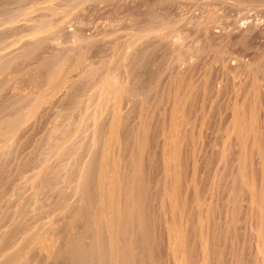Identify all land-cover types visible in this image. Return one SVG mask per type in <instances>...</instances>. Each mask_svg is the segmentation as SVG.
Masks as SVG:
<instances>
[{
  "label": "bare ground",
  "instance_id": "1",
  "mask_svg": "<svg viewBox=\"0 0 264 264\" xmlns=\"http://www.w3.org/2000/svg\"><path fill=\"white\" fill-rule=\"evenodd\" d=\"M261 1L264 2V0ZM261 1L259 0V2ZM28 2L35 4V9L33 11H23V6ZM41 2L42 0H0V21L4 22L0 23V72L5 71L8 77H14L13 75L16 73L18 74L27 68L26 76L36 79V81H34L32 78V81L36 82V91L39 93H37L38 96H36L35 99L32 97L29 99L28 97L26 105L22 103L25 105L26 110H19L20 113L18 112L19 115L17 113V116L16 110L18 111L19 108L22 109L21 107L23 105H17L18 103L21 104V102L15 103L16 107H19L15 109L13 104L16 100L14 101V99L16 98L17 90L21 88V86L23 87L24 84L23 81H20V79L11 83V80H8L7 77V82H10L11 84V88L9 90H14L12 95L15 98L13 100L11 97L8 99L5 95L4 97L8 99V101L5 100L6 103L2 104V106L0 105L3 108L0 109V264H264V108L261 105H257L256 99L252 102L250 97L249 100L251 102L245 104L242 101L243 92L241 89L244 87H242L239 91H237L238 89L235 90L237 92L234 93V98L231 97L233 99L232 103L227 104V101L224 103L222 108H215L214 102L222 95L221 93L223 88L227 89L225 85L222 87L223 80L219 79L220 75H223L226 72H224V70L221 71L218 68L211 69L210 67V69H208L201 67L200 64H202V56H199V52H197L200 51V48L198 47L199 50H194L192 47L194 45H189L193 48L191 49V52L192 50L194 51L193 53L189 52L190 47L186 45L188 48L182 47V54H180L184 57L182 58L184 60L187 57L189 58L192 54L197 60L196 62L190 64L187 60V63L190 65H186V68L180 69L179 64L182 65L183 63H175L179 66L178 74L175 77L176 79L174 78V80H177L178 82V85L176 84L178 89H176V91H171V89L168 88L172 87L167 88L168 93H170L169 90L176 93L173 94L175 97L173 98L174 102L173 105H171L172 107L169 105V102L167 103L169 105L168 107H171V120L169 127L166 126L168 128H164L166 124H163L164 130L162 132H164V138L161 139H164L163 142L165 141L168 145L170 142L169 140H172V138L175 137L174 135H177L176 137H178L177 132L181 134L180 131L182 130L180 127H182V124L179 127L177 126L179 125L178 123L180 118L185 116L181 117V115L184 114H177V116L180 117L178 118V121L175 119L178 122L177 124L175 123L174 118H177V116H175V111H178L177 108H179V105L177 106V101H179L181 105V102L183 101L182 110H179L180 112L182 111L181 113L188 111L190 107L192 108V99H196L197 97L199 98L202 88L204 89V91H202L204 92L203 94L205 97H203L205 99L203 101L210 102L209 109L206 114L203 112L205 116L202 115V118L204 117V123L207 125V129H205L209 132L212 123L214 124L216 122L215 118L219 115L221 118L219 120H222V124L223 121L225 122L226 120H229V125L226 123L229 127V130H227V132L229 131V134H227L225 130L227 126L223 129V131L225 130L223 135H225L226 132V140H223V142L227 141L228 138V141L226 142L227 144L221 141L223 135L220 140L223 144H226L224 148H220L221 151L224 149L222 157L220 155V151L219 154H215L213 156L214 158L219 155L222 160H220V164H218V175L211 182V187L213 189V195L211 194L212 198L210 197L208 200L204 199L207 198L206 196H200L202 192L204 194L207 193L204 189V184V186L202 185L204 190L200 191L201 194L199 195V189L201 188L200 185L204 180H202L204 176L199 180V177L196 179V189L194 188V190H196V194L194 193V195H196L195 200L197 201V204H195L196 207L191 205L192 200L190 198L191 203L189 204L195 209V212L193 211V213H195V217L197 216L199 219H202V217L205 218V221L200 220V223L199 220L194 222L197 217L193 218L194 216H189L194 219L192 220L195 224L200 223L201 225L199 227L201 228V230L199 229L200 238L197 236L199 238V241L197 240L199 242V246L197 243V245L195 244V246L200 247V251L196 253H199L198 256L195 254L196 259L192 258L195 252L192 251L194 240L192 239V230H190L193 229V226L189 224L191 219L189 220L187 218L186 223L184 221L186 218L184 215L188 212V209L191 208V206L189 205L190 207L186 209V206L188 205L186 204L187 199L185 196H181L183 193H180L181 195L178 196L176 192L177 190H175L184 180L182 182H178L179 179L182 180L179 175V179L175 177L177 178L176 182L175 178L172 180L169 176L171 172L175 173L177 171L176 164L180 161V159L172 160L176 161L172 166V162L169 163V159L172 158L170 157L172 156L171 154L176 153V150L173 152L167 149L165 153L163 151L166 149L163 150L162 152L164 154L162 155L164 159H162L163 157L161 158V160H165L166 162L165 165L163 163L164 161H162V163L166 166H164L166 170L163 171H167L165 180L169 176V180H167L169 181L167 182L168 187L166 188L169 189V192H173L171 197L169 196L171 193L167 192V189L166 194L169 193V195H166L167 197L165 198L169 197L167 203L170 202L169 209L171 207L173 216H177V214L180 216V224L178 226L176 225L179 223L177 220H175L177 221L175 226L172 225L171 221V226L168 224L165 225H168V229L171 228L169 232H166L167 234L169 233V238L167 234L162 232L169 239L168 244H165L166 240L163 239V237H160L161 234L159 233V230L157 231V228L153 226L155 225L153 224L155 219L150 217L155 210L150 215L151 211L149 212L148 206H150L151 209H154L152 208L154 204L151 203V205L149 203L148 205L149 200H146V190H148L147 188L149 185L148 183H150V181L152 182V180L149 181V178L152 177L149 176V172L155 173L156 170H158L154 168V171L151 168L153 159H158V155H160H157L158 151H156V154L154 153L153 157L151 156L153 152L152 148L154 147L153 145L154 143L156 144L157 141L156 136H158V134L160 136V132L158 133L156 124V121L159 118L158 113L160 112L156 108L157 105L155 106L156 103L154 100L156 99H154L153 96L155 97L156 95H160L163 97L164 91H162L161 87H159V84L152 89L147 88L151 86V82L153 83L155 79L158 80L157 78H159V75L162 74L161 67L156 66L154 68L152 66L154 68L153 71L150 70L151 73L149 72L150 74L147 76V79H145L147 72L143 69L146 72V74L144 73L145 76L143 74L140 75L139 73L140 64L142 65L143 61L141 63L139 62L138 65L137 59H139V57L142 58V53H145V55L150 54L148 56L151 57L157 55L160 50L163 48L166 49V47L168 48V45L172 42L174 43V41H172L173 39L175 40L177 37H180L181 39V36L182 40L185 39L183 36L186 37L187 34L194 29L196 22L204 19L210 14L211 21H214L215 19L216 21L217 19L220 20L222 17H226L231 14L233 11H238L237 9L240 8V4L238 5L236 2L229 0H202L195 3L191 0H89L85 3L80 2V0H65L68 8L59 12L58 8H60L63 3L52 4L53 2H51L40 5ZM11 4H15L16 7H10ZM249 9L263 10L264 4H258V6L254 5L251 8L247 7V10ZM96 12L101 14L98 15L101 18L100 21V18L97 17L100 22L99 26L94 24H98L96 22L97 18L95 20V16H97ZM261 12L257 14L260 15ZM249 15L250 13L247 16ZM20 16H23L22 20L15 21ZM149 16L160 17V19L163 18L162 20L166 19L171 22L169 21V24L166 23L167 25H164L163 22L164 26L159 27V25L157 26V23L160 24V22H158L159 20L157 23L153 21L156 23L155 25L151 24L152 21H149V23L146 22V20L148 21V19H151V17L148 18ZM146 17L148 19H145ZM104 19H107L108 21L104 22ZM127 20H135L136 22L134 21V23L132 21V23ZM153 20L157 19H154L153 17ZM117 21H121L120 26H115ZM200 22H198V24ZM215 23L213 22V24ZM245 23V26L240 25L237 27L235 25L237 28L234 30L237 29V32L235 31L236 33L233 37V41L228 43V45L230 44V47L233 44L235 46V42L237 40L240 41L239 38H244L247 41H252L249 40L251 38L255 39V33L259 30V27L257 28L258 30L256 29L257 22L255 23L253 21V23H255V28L253 24ZM210 24L212 23L210 22ZM239 24L240 23L237 25ZM213 29L210 27V29H208L205 33L206 37H203V39L202 35L200 36L201 39H198L206 40L209 36L208 32H210V30L211 32L215 31ZM121 30L132 31L128 32L126 35L123 34ZM199 31L200 30H198V32ZM204 32L205 31H203V33ZM231 33L233 34V32ZM210 35L212 36L213 34ZM218 35L219 34L216 36L218 37ZM227 36H229V34ZM258 36L259 34L257 37ZM221 39L222 40L218 41H223V38ZM226 39H228V37ZM246 40L244 41L246 42ZM189 41L190 39L187 42ZM194 41L195 40L192 39L190 44H194ZM196 41L199 42L198 40ZM207 41L209 40L202 42ZM227 41L229 42V40ZM216 42L217 41H215V43ZM256 42L253 41L252 43L254 44ZM261 42L259 41V43ZM184 43L186 44L185 41ZM184 43L181 44L185 46ZM237 43L239 44V42ZM177 44L175 47L178 48ZM206 44H204V46ZM227 47L228 46H226V48ZM222 49H224V46ZM228 51L230 53L229 49ZM234 51L237 50L234 49ZM222 54L224 55V53ZM200 55L203 54L200 53ZM223 55L221 58L224 57ZM231 56L232 55H230V58ZM97 57H102L101 59L104 62L103 66L101 64V66H99L96 59ZM179 58H177V61ZM206 58L204 57L203 62L206 61ZM182 59L180 58L179 61L181 60L182 62ZM102 60H100V62ZM147 60H149V58H147ZM217 60H219V58ZM224 60L226 59L223 58V61ZM35 63H38V65ZM96 63H98V65ZM147 63L149 62L147 61ZM207 63H209L208 60ZM239 67H241V65ZM239 67L237 68L235 67V64H231V66L227 69H229L228 72H235L240 75L242 70L239 69ZM142 68L143 66L141 69ZM227 69H225V71ZM164 70L166 69L164 68ZM172 70L170 69L169 71L171 72ZM169 71L167 72L169 73ZM140 72L143 71L140 70ZM165 72L163 71V74ZM198 72L199 75L197 74ZM251 75H253V72ZM256 75L258 76L260 74ZM257 76H255V78H257ZM161 77L163 76H160V81L161 79L163 80ZM168 77L171 76L169 75ZM221 78H223V76ZM253 80L257 79L253 78ZM1 81L0 84L3 83ZM29 81H31V79ZM100 82L101 84L98 87L97 85H99ZM172 82H170V84ZM234 82H236V80H234ZM239 83L242 84L244 82L239 81ZM239 83H236V85ZM95 85L96 88L98 87L97 91L94 93L95 90H93V93L89 94L88 91ZM185 85L188 86L190 90L183 92ZM29 86H32V82ZM171 86L173 85L171 84ZM188 87L186 88L189 89ZM237 87L239 86L237 85ZM6 88L8 87L6 86ZM234 88L236 87H233V89ZM145 89L146 91L149 89V92L146 93ZM233 89L231 88V90ZM6 91H8V89H6ZM20 91L22 92V89ZM26 91H24L23 94H25ZM2 92H4V90ZM180 93H183L184 95L182 96ZM30 94H32L31 91ZM179 95L182 97L180 98ZM168 96L169 95H167V98ZM249 96H251V93ZM4 97L1 98L4 99ZM96 97L99 98V104L103 103L105 105L104 111L100 110L103 109L100 107L101 105L95 109L93 107V109L90 108V101H93ZM2 99H0V102L2 101L1 103H3ZM18 100L20 101V99ZM229 100L231 99L229 98ZM88 101L90 103H88ZM194 101L197 102V100ZM205 104V106H207V102ZM68 106H72V108L74 106V109L69 107L73 110H69L70 113L72 111L71 115H68L69 118H65L67 115L66 113L58 111V115H55L53 125L50 127L51 129L49 131L47 130L49 133L46 135L44 134L42 137L37 139L34 147L31 149L29 148V150L27 148L29 146V142L30 144L31 141L34 143V137L37 134L41 135L39 127L43 120L45 121L46 117L50 119V114L52 115V112L54 114L59 109H67ZM202 106L204 107L203 104ZM190 113H186L185 115H191ZM223 113H226L225 116H227V119L224 117ZM14 114L15 117H18L17 119L13 120L12 118V120L9 119L11 121L6 120L8 116H12ZM136 114L139 115V121L136 120L138 123L134 124H138V126L134 127L131 126V124L132 120H134L133 118L137 117L134 116ZM48 115L50 117H48ZM196 117L199 118L200 116ZM49 119H46V122ZM181 120L184 121L185 118ZM183 121L181 123H183ZM196 122L197 120L192 123L193 126L194 124L198 126L199 123L196 124ZM47 124L48 122L46 124L44 123V125ZM187 124L188 126L186 124L185 125L188 128L191 124ZM89 125L94 126L92 127L94 131H88L87 126L91 129ZM136 127H138V130ZM161 127L162 126L159 128ZM220 127L221 126H218V129ZM133 128L138 132L136 131L137 135L134 132L136 136L134 137L135 143L133 141L135 145H133L135 147L132 145L134 147L133 150L130 145L132 149L131 153L134 152V154H131L128 149L126 153V143L128 140L132 143L131 141L133 137L130 140L129 135L130 130L132 132L134 131L132 130ZM176 128H179L180 131L176 130ZM185 128L183 129L185 130ZM190 129L193 131L192 128H189V130ZM36 130L39 133L37 132L35 135ZM185 131H182V134ZM91 132H93V135ZM202 134H200L201 139ZM181 135H179V137ZM90 136H92V139H90ZM159 136L158 140H160ZM186 136L187 135H185V137ZM175 138H173V141ZM178 138H176V140H178ZM189 138H187V140H189ZM216 138L217 136L214 139ZM183 139H180L181 144L186 143ZM191 139L193 138H190V141ZM198 139L199 138H197V141ZM190 141L189 143L192 142L193 147H200L201 145L204 148L202 145L203 139L202 142ZM205 143H207V140ZM216 145L218 146L219 144ZM160 147L158 145L159 149ZM175 148L171 147L170 149L173 150ZM179 149L182 151V148ZM195 149H193V153H189L194 155V151H198V148L196 150ZM204 149L206 150V148ZM128 153H130L129 157L130 155H134L133 159H135L132 162V159L130 158L129 163L132 162L130 164L128 163V159H126L128 158ZM200 153L197 156L201 158L202 154L200 155ZM178 157L176 156V158ZM183 157L185 158V156ZM187 158H189V156H187ZM191 158H194V156ZM204 158H202V160ZM195 159H197V157ZM219 159L220 158H217V160ZM183 160L184 162H188L186 159ZM249 160L251 162L248 166ZM158 161L156 160V163ZM192 162L196 163L195 160ZM200 162L199 164L196 163V165H198L194 168L196 175L198 172L200 173L201 163L205 161L203 160L201 163ZM156 163L154 164H159ZM106 165L107 167H110L111 170L113 169V173L111 174L112 176L109 175V168L108 170L107 168H104ZM187 165L189 164L187 163ZM196 165L194 164V166ZM190 166H187V172L188 167L190 168ZM208 166L209 164L207 167ZM164 167L162 169H164ZM97 168L99 169L98 171H96ZM205 169L203 171H205ZM214 169L211 168L210 172ZM159 172H161V170ZM159 172L156 174L159 175ZM211 173L209 174L213 175V173ZM215 173L217 174V172ZM155 175L153 174V178ZM190 175L192 176V173ZM188 176L189 175H187V177ZM193 177L196 178L194 173ZM156 178L159 181L158 176ZM161 178L164 180L163 177ZM182 178H184L183 175ZM194 178L191 177L190 179L193 180ZM206 179L207 178H205V181ZM209 184L210 183H208V185ZM163 185L165 186V184ZM163 185L161 187H163ZM185 185L188 186L187 182ZM185 185L183 184V189H185ZM157 187H155V191L157 190ZM170 187H173L174 190H170ZM160 189L159 191H161ZM188 189L190 188H187V190ZM182 190L180 192H182ZM159 191H157V195H160ZM149 194L151 195V193ZM199 196L202 197L203 200ZM147 198H149V195ZM158 199L159 197L156 200L158 201ZM179 200L182 201V205L177 209ZM158 202L155 201L154 203H157L158 205ZM161 209H163V207H161ZM168 210L166 213H168ZM193 213L191 214L193 215ZM202 214L204 216L201 217ZM156 215L155 217H157ZM153 216L154 214L152 217ZM182 216H184L183 219ZM164 217H167V215ZM42 219H47V221L44 220L45 222H41L40 224V220ZM36 222L41 225L40 226L38 224L39 229H43L39 230L35 228L36 230L33 233L30 232L29 234L28 231L34 226V224H36ZM88 227L91 230L87 233V235L85 234V229H88ZM196 227L198 229V225H196ZM59 228H67L64 232L66 240H54V235L60 233L58 232ZM217 228L225 229L224 231H219L218 235L217 231L219 229L217 230ZM45 232L47 234H45L46 236H43ZM193 236L195 237L196 235L193 234ZM50 237H52V239ZM56 237H58V235ZM161 238L165 241L164 243ZM196 239L195 242H197ZM194 250H196L195 247ZM220 252V260H222V263L217 260L220 256ZM253 252H255V255H253Z\"/></svg>",
  "mask_w": 264,
  "mask_h": 264
},
{
  "label": "rangeland",
  "instance_id": "2",
  "mask_svg": "<svg viewBox=\"0 0 264 264\" xmlns=\"http://www.w3.org/2000/svg\"><path fill=\"white\" fill-rule=\"evenodd\" d=\"M87 1H89V0H80V2H84V3L87 2ZM191 1L195 3V2L202 1V0H191ZM214 1H215V0H214ZM219 1H224V0H219ZM229 1H234V2H236L238 5L240 4V5H239L240 8L237 9L239 12H238V11H235V12L233 11L231 14L228 15L229 17L226 16V17H222L220 20L217 19V21L219 20V21H218L219 23L216 21V19H215L214 21H211V18H210V17H211V16H210L211 14H210L209 16H206L204 19H202L203 21H202V20H200L201 22L198 21V22H200L199 24H198V22H196L197 25L195 24V25H194L195 27L193 26L194 29H193V27H192L193 30H191V31L189 32L190 34L188 33L189 35L187 34V36H186L187 38H186L185 36H183V38H185V39L182 40V36H181V39H180V37H177L175 40L173 39L172 41H174V43L171 41L172 43L170 44L172 47H171L170 45H168V48L166 47V49L163 48L162 50H160V51H159L160 53L158 52L157 55H154L155 57H154V56H152V57H151V56H148V55H150V54H148V55L146 54V55H145V53H142L143 55H142L141 57H142L144 60H143L142 58H140V57H139V59H137V64H138L139 62L141 63V62L143 61V62H142V65L140 64V70L143 71V72H140V70H139V73H140V75H141V74L144 75V73L146 74V72H147V75H146V76L144 75V76L146 77V78L144 77L145 79H147V76L151 73L150 70L153 71V69H154L156 66L161 67V70H162V72H161L162 74L159 75V78H157L158 80L155 79V80L153 81V83L151 82V86L147 87V88H151V89H152V88L156 87L157 84H159V87H161L162 91H164V96L161 97L160 95H156V96H155L156 98L153 96V98L157 100V101L154 100L155 103H156L155 106L157 105L156 108H157V109L159 110V112H160V113H158V116H159L160 119L158 118V120L156 121L157 129H158V133L160 132V136H159V134H158L160 140H158V136H156V140H157V141H156V140H155V141H156V144H157V142H158V144L156 145V144L154 143V145H153L154 147L152 148V151H153V152H152L151 156L153 157L154 153L156 154V151L159 152V153L157 152V155L160 154L161 156L158 155V156H159L158 159H157V158H154V159H153V163H152V167H151V168H152V170H154V171H155V169H158L159 171L161 170V172H159L158 170H156L155 173H153V172H149V176H150V177L152 176L151 178H153V174L155 175V174L158 173V172L161 174V176H160V174H159V175L156 174V175L154 176V178H153V179H155L157 176H158V178H159V176H160L159 181H158L157 178H156L155 180L149 178V181L152 180V182L150 181V183H148L149 185H148V188H147L148 190H146V191H147V193H146V200H147V201L149 200V201H148V205H149V203H150V204L152 203V204L155 205V207H154V205H153V207L151 206V207L154 208V209H151L150 206H148V208H149V212L151 211V212H150V215H151V213H152L154 210L156 211V214H157V215H156V214H155V211H154V213H152V215L154 214V216L152 217V215H151L150 218L155 219V220L153 221V222H154L153 224H155V225H153V226H155V227L157 228V231L159 230V233L161 234L160 237H163V239L166 240V242H165V241L161 238V240L163 241V243L165 242V244H168V240H169V239H168V238H169V233L167 234L166 232H169V230L171 229V228L168 229V225L171 226V223H172V225L175 226V223H176L177 221H178V222L180 221V216H179V214H177L178 217H177V216H173V212H172V210H171V207H170V209H169L170 202L167 203L169 197H168V198H165V197H167L166 195H169V193H171V191L169 192V189L166 188V187H168V185H167L168 183H167V182H169V181H167V180H169V176H170L171 179L173 180L175 177H177V178L179 179V178H180L179 175H180L182 180L179 179L178 182H179V181L182 182L183 180L185 181V182L183 181L184 183L182 182L181 184H179L180 186H178V188H176L175 190H177L176 192H177L178 196H180V195L183 193V195H181V196H182V197L185 196V198L187 199L186 204H188V205H187V206L185 205V206H186V209H188L191 205L196 207L195 204H197V203H196L197 201L195 200L196 195H194V193L196 192V190H194V188H195L196 181H197L196 179H197L198 177H199V178H198V180H199L200 178H202V177L204 176V177L202 178V180H203V179H204V180L202 181V184L200 185V187L202 188V187L205 185V186H204L205 188H204V187H203V188H204L205 191L207 192V193H205V194L202 192V194H201L200 191H203L204 189H203V188H202V189L200 188V189H199V192H200L199 195L201 194L200 196H202V197H205V196H206L207 198H204V199H208V200L210 199V197L212 198V195H213V192H212V191H213V189H212V187H211V184H212L211 182H212L213 179H214L215 177H217V175H218V170H219V169H218V168H219V167H218V166H219L218 164H220V160H222L221 157H222V153H223V150H224V149H223V150L221 151V149L224 148V147L226 146V144H227L226 142L228 141V138H227V141H224V142H223V140H226V132H227V130H229V127H228V125H229V123H228L229 120H226L225 122L223 121V124H222V122H221L222 120H219V119H221V118H220V115L217 116V117L215 118V119H216V120H215L216 122L213 121V122H215V123H214V124L212 123L211 128L209 129L210 131L208 132V131L206 130V129H207V125L204 123L205 121L203 120L204 117L202 118V115L205 116L206 112H207L208 109H209V103H210V102H209V101H206V102H207V106H205V105H206V104H205L206 102L203 101V100H205V99H204L205 97H204V94H203V93H204V92H203L204 89L202 88L203 91L201 90V95L199 94V98L197 97L196 99H194V98L192 99V100H193V101H191L192 108L190 107V109H188V111H186V112H184V113H181L182 111L180 112L179 110H182L183 101L181 102L182 105L179 103V101H177V106L179 105V106H178L179 108H177V110H178L179 112H178V111H175V116H177V114H178V115H180V114H184V115H181V117H182V116H185V117L180 118L179 123H178L177 121H178V118H179L180 116H179V117L177 116V118L174 116V117H175L174 120L176 119L177 121L175 120V123H176V124H177V123L179 124L177 127L181 126V124H182V127H180L181 130H182V131H185V130H186V131L183 132V134H182V131H180L179 128H178V129L176 128V130H179L183 136H182L179 132H177V131H176V132L178 133V137H179V135H181V136H180L179 138L176 137L177 135H174V136H175L176 138H178L179 141H180V139H183V138H184L183 140H184V142H186L187 144H186V143H182V144H181V141L179 142L178 140H176L175 137H173V138H175L176 142H178V143H176L175 140L173 141V138H172V140H169L170 142H169L168 145H167V144L165 143V141L163 142L164 139H161V138H164V135H163L164 132H162V131L164 130V129H163V127H164L163 124H164V125L166 124L164 128H168V127H169V124H170V120H171V112H170V111H171V107H172L171 105H173V102H174V101H173V100H174L173 98L175 97V95L173 96V94L176 93V92L173 93V92H171V91H176V89H178V88H177V87H178V86H177V85H178V82H177V80H174V78L177 76V74H178V70H179L180 68H186L188 65L193 64L194 62L197 61V60L195 59V57H193L194 55H192V54H191L192 57L189 56V58L187 57V58H185V60L182 59V58H184V57L181 55V54H182L181 50H183V48H188L187 46H189V45H190V46H191V45H194L195 47L192 46V47L194 48V50H197V49L199 50V48H200V51H197V52H199V54H198V53H197V54H198L199 56H202V59H201V60H202V64H200L201 67H203V68H208V69H210V67H211V69L218 68V69H220L221 71L224 70V72H226V73H224L223 75H220L219 79H220V80H221V79L223 80V82H222V83H223L222 87H224V85H225V87H227V89H226V88H223L224 91L222 90V93H221L222 95H221V96H220V97L214 102V107H215V108H217V109L222 108L223 105H224V103H226L227 101H228L227 104H228V103H232V100H233L232 98H234V93L237 92V91H239L242 87H244V88H242L243 90L241 89V91L243 92V99H242V101H243L245 104H247V103H249V102H251V101L254 102L255 99H256V101H257V105H258V106L261 105V106L264 108V104H263V103H264V98H263V97H264V38H263V37H264V34H263V33H264V15H263V14H264V9H263V10H256V9H249V10H247V7H250V8H251V7H253L254 5H255V6H258V4H264V2H262L261 0H260L261 2H259V0H252V1H251V0H244V1H243V0H241V1H240V0H229ZM238 1H240V2H238ZM249 1H250V2H249ZM51 2H53L52 4H54V3H63V5H62L60 8H58V11H59V12H62L63 10H65L66 8H68V5H66L65 0H42V2L40 3V5L48 4V3H51ZM245 2H246V3H245ZM243 3H244V4H243ZM79 4H80V3H79ZM256 4H257V5H256ZM9 6H10V5H9ZM12 6L16 7L15 4H14V5L11 4L10 7H12ZM63 6H64V7H63ZM241 6L243 7V9H244L245 11L242 9ZM34 7H35V4H34V3H32V2H28V3H26V4L23 6L22 9H23V11H33V10L35 9ZM74 9H75V8H74ZM74 9H73V10H74ZM70 10H72V9H70ZM251 10H254L255 13H254V11H251ZM241 11H242V12H241ZM243 11H244V12H243ZM247 11H248V13H247ZM256 11H257V12H256ZM258 11H259V12L262 11L263 13L261 12V14L258 15V14H257V13H259ZM249 13H250V15L247 16ZM253 13H254V16H253ZM96 15H97V16H95V20H96L97 17L100 18V16H98V15H101V14H100V13L98 14V12H96ZM232 15H233V16H232ZM261 15H262V16H261ZM230 16H231V17H234V18H231ZM252 16H253L254 18H253ZM150 17H151V16H149L148 18H150ZM153 17H154V19H157V20H153ZM153 17H151L152 20H151V19H148V18L146 17L145 19H148V21L146 20V22L149 23V21H150V22L152 21L151 24H154V25H155V24L157 23V21L159 20L158 22H160V24L157 23V26L159 25V27L164 26V25H167L166 23L169 24V21H170V20H166V19L162 20L163 18L160 19V17H156V16H153ZM227 17H228V18H227ZM248 17H249V18H248ZM255 17H256V18H255ZM22 18H23V16H20V17H18L15 21H18V20L21 21ZM98 18H97V21H96L98 24L94 23L96 26H99V23H100L99 21L101 20V18H100L99 21H98ZM226 18H227V20H226ZM242 18H243V19H242ZM229 19H230V21H229ZM233 19H234V20H233ZM235 19H236V20H235ZM238 19H239V20H238ZM240 19H241V20H240ZM252 19H253V20H252ZM161 20H162V21H161ZM222 20H223V22H222ZM224 20H225V21H224ZM250 20H251V21H250ZM103 21L106 22V21H108V20H107V19H104ZM127 21H128V22H132L133 20H127ZM134 21H135V20H134ZM134 21H133V22H134ZM153 21L156 22V23H154ZM226 21H227L228 23H227ZM248 21H249V22H248ZM253 21H254L255 23L257 22V23H256V29L259 27V30H260V31H259L258 29H257L258 31H257L256 29H254V30H256L257 33L259 32V33H258V34H259L258 37H260V38H258V37H257L258 34L255 33V34H256V36H255V34H254L255 39H254V38L249 39V40H252V41H247V40L244 39V38H239V40L241 41V43H240V41L237 40V41L235 42V46H234V44H233V45H231V47H230V44L228 45V43H230V41H233V37H234L235 33L237 32V29H236V30H234V29L237 28V27L240 26V25L245 26V25H244L245 22H246L247 24H249V23H250V24H253V26H254L255 23H253ZM118 22H119V23H118ZM120 22H121V21H117V22L115 23V26H116V25H119V26H120ZM133 22H132V23H133ZM135 22H136V21H135ZM135 22H134V23H135ZM161 22H162V24H161ZM163 22H164V25H163ZM170 22H171V21H170ZM210 22H211L212 24H210ZM213 22H214V23L216 22V23H215L216 25L213 24ZM229 22H230V23H229ZM234 22H235V23H234ZM243 22H244V23H243ZM0 23H4V22L0 21ZM238 23H240V24L237 25ZM246 23H245V24H246ZM209 24H210V25H209ZM199 25H201V26H199ZM218 25H219V26H218ZM235 25H236L237 27H236ZM257 25H259V26H257ZM209 26L211 27V29H213V28L215 27L213 30H215L216 32H215V31L211 32V30H210V32H208V35L211 36L210 34H213V35H212L213 37L211 36L212 39H211V37L208 36L209 39L207 38L206 40H209L210 42H209V41H207V42H202V41H206V40H199V39H201L200 36L203 35L202 38H203V37H204V38L206 37L205 33H206V31H208V29H210ZM212 26H213V27H212ZM221 26H222V27H221ZM246 26H248V25H246ZM117 27H118V26H117ZM206 27H207L208 29H207ZM260 27H261V28H260ZM254 28H255V26H254ZM195 29H196V31H195ZM205 29H206V30H205ZM198 30H200V31L198 32ZM233 30H234V31H233ZM261 30H262V31H261ZM130 31H132V30H130ZM130 31H127V30H121V32H122L123 34H126V35H127V33L130 32ZM203 31H205V32L203 33ZM235 31H236V32H235ZM256 31H255V32H256ZM124 32H125V33H124ZM214 32H215V33H214ZM231 32H233V34H232ZM200 33H201V34H200ZM216 33L219 34V35H220V34H222V35H220V36L218 35V37H219V38H218V37L216 36V35H217ZM223 33H224V34H223ZM230 33H231V35H230ZM226 34H227V35L229 34V36H231L232 38L229 37V36H227ZM261 34H262V35H261ZM260 35H261V36H260ZM197 36H198V37H197ZM227 37H228V39H226ZM256 37H257V38H256ZM261 37H262V39H261ZM198 38H199V39H198ZM204 38H203V39H204ZM217 38H218V39H217ZM221 38H223V41H221V42L218 41V40H222ZM229 38H230L231 40H230ZM189 39H190V41H191L192 39H194V40H195V41H194V44H192V43L190 44V41L187 42ZM215 39H216V40H215ZM253 39H254V40H253ZM257 39H258V40H257ZM260 39H261V40H260ZM186 40H187V41H186ZM196 40H198L199 42H197ZM211 40H212V41H211ZM213 40H214V41H213ZM227 40H229V42H228ZM244 40H246L247 43H246ZM255 40L258 41V42H256ZM262 40H263V41H262ZM178 41H179V42H178ZM184 41L186 42V44L184 43ZM215 41H217L218 43H217V42L215 43ZM253 41L256 42V43L253 44V43H252ZM259 41H260V42L262 41V42L259 43ZM175 42H176V44L178 43V44L180 45V46H179V45L177 44L178 48L175 47V45H176ZM196 42H197V43H196ZM201 42H202V43H201ZM223 42H224V44H223ZM225 42H226V45H225ZM237 42H239V44H238ZM181 43H184L185 46H183V44H181ZM188 43H189V44H188ZM199 43H201V44H199ZM206 43H207V44H206ZM208 43H209V44H208ZM245 43H246L247 45H246ZM172 44H173V45H172ZM174 44H175V45H174ZM195 44H196V45H195ZM197 44H198L199 46H198ZM204 44H206V45L204 46ZM222 44H223V46H224V49H222V48H223ZM252 44H253V45H252ZM256 44H257V45H256ZM186 45H187V46H186ZM202 45H203L205 48H204ZM208 45H209V46H208ZM236 45H237V47H236ZM238 45H239V46H238ZM254 45H255V46H254ZM190 46H189V47H190ZM200 46H202L203 48L200 47ZM226 46H228L229 48H228V47L226 48ZM248 46H249V47H248ZM173 47H174V48H173ZM182 47H183V48H182ZM198 47H199V48H198ZM234 47H235V48H234ZM253 47H254V48H253ZM169 48H170V49H169ZM176 48L178 49L179 52L177 51ZM193 48L190 47L189 52H191V49H193ZM225 48H226V50H225ZM230 48H231V49H230ZM236 48H237V49H236ZM245 48H246V49H245ZM249 48H250V49H249ZM167 49H168V50H167ZM171 49H175V50H171ZM202 49H203V50H202ZM220 49H221V50H220ZM228 49L230 50V53H231V54L229 53ZM234 49L237 50V51H234ZM170 50H171V51H170ZM222 50H223V51H226V52H223ZM175 51H176V52H175ZM232 51H233V52H232ZM247 51H248V52H247ZM171 52H172V53H171ZM193 52H194V51L192 50L191 53H193ZM234 52H235V53H234ZM177 53H179V54H177ZM180 53H181V54H180ZM200 53H202L203 55H200ZM222 53H224V55H223ZM227 53H228V54H227ZM170 54H171V55H170ZM172 54H174V55H172ZM205 54H206V55H205ZM210 54H211V55H210ZM226 54H227V55H226ZM236 54H237V55H236ZM167 55H169V56H167ZM176 55H177V56H176ZM178 55H179V56H178ZM180 55H181V56H180ZM204 55H205V56H204ZM222 55L224 56L223 58H225L226 60H227V58H228L227 61L224 60V61H226V62H224V61H223V58H221ZM230 55H232L231 58H230ZM30 56H31V54H30ZM207 56H208V57H207ZM228 56H229V57H228ZM179 57L183 60L182 62H181V60L179 61V59H180ZM204 57H205V58L207 57V58H206V61L203 62ZM226 57H227V58H226ZM240 57H241V58H240ZM98 58H99V60H98ZM101 58H102V57H101ZM101 58H100V57H97V58H96L97 61H98V63H99V66H101V65L103 66V64H104V62H103V60H102ZM145 58H146V59H145ZM147 58H149L150 61L147 60ZM151 58H152V59H151ZM156 58H157V59H156ZM158 58H159L160 61L158 60ZM173 58H174V59H173ZM177 58H179V59H178L179 62L177 61ZM218 58H219V60H217ZM229 58H230V59H229ZM32 59H34V58H32ZM103 59H105V58H103ZM141 59H142V60H141ZM163 59H164V60H163ZM189 59H190V60H189ZM231 59H232V60H231ZM100 60H102V61H101L102 63L100 62ZM140 60H141V61H140ZM161 60H162V61H161ZM174 60H175V61H174ZM187 60H188V63H190V64L187 63ZM207 60L209 61V63H207ZM221 60H222L223 62H222ZM229 60H230V61H229ZM241 60H242V61H241ZM147 61H148L149 63H147ZM164 61H166V62H164ZM170 61H172V62H170ZM189 61H190V62H189ZM232 61H233V62H232ZM237 61H238L239 63H240V62H241V63L239 64ZM260 61H261V62H260ZM159 62H160L161 64H160ZM185 62H186V63H185ZM220 62H221V63H220ZM227 62H228V63H227ZM98 63H96V64L98 65ZM144 63H145V64H144ZM171 63H172V64H171ZM175 63H176V64H178V63H181V64H182V63H183V64H182V65L179 64V66H180V67H179V66L176 65ZM184 63H185V65H184ZM204 63L206 64V66H205ZM35 64L38 65V63H35ZM100 64H101V65H100ZM153 64H154V65H153ZM157 64H158V65H157ZM163 64H164V65H163ZM165 64H166V65H165ZM203 64H204V65H203ZM227 64H228V65H227ZM231 64H235V67H237V68L241 65V67H239V69L242 70V73L239 75V74H237V73H235V72H234L235 74L232 73V72H228L229 69H227V68L230 67ZM257 64H258V65H257ZM138 65H139V64H138ZM138 65H137V67H138ZM173 65H174L175 68H176V67H177V68L175 69V68L173 67ZM186 65H187V66H186ZM238 65H239V66H238ZM242 65H244V66H242ZM142 66H143V68L141 69ZM152 66H153L154 68H153ZM182 66H184V67H182ZM219 66H221V67H219ZM144 67H145V68L147 67V68L145 69ZM171 67L173 68L174 73H173V70H172ZM178 67H179V69H178ZM256 67H257V68H256ZM258 67H259V71H258ZM149 68H150V69H149ZM151 68H152V69H151ZM164 68H165L166 70H164ZM261 68H262V69H261ZM26 69H27V68H25L22 72H19L18 74L16 73L15 75H13L14 77H12V76H11V77H8V75L5 73V71H1L2 73L4 72L5 74H4V73L2 74V73L0 72V78H1V80H2V81H1V80H0V81L3 82V83L5 82L4 84H3V83L0 84V87L3 88V86H4V88H3L4 92H2L3 90H2V88H0V94H1V95H0V99H2V98L6 95V96H5L6 98L9 99V98L11 97V99L13 100V99L15 98V97H13V95H12L14 90H13V91H11L12 89L9 90V89L11 88V87H10V85H11L10 82L12 83L13 81H16V80H19V79H20L21 82L23 81L24 86H23V87L21 86V88H19L20 90L22 89V92L18 89V90L20 91V94H19V91L17 90V92H16V90H15V92H16V94H17L18 96H22V97H18V96L16 95V98L14 99V101L16 100V102H14V104H13V106L15 107V109L19 108L18 106L16 107V104H15V103L21 102V104H19V103L17 104V105H19V106H20V105L22 106L23 104L26 105V104H27V101H26V100H28V97H29V99H30V97H32V98L35 99V97L38 96V94H39V93L36 91V90H37V89H36V82H34V81H36V79L33 78V77H29V76L27 77V76H26ZM143 69H144L146 72H145ZM167 69H168V70H167ZM170 69L172 70V71H171L172 73L169 71ZM225 69H227V70L225 71ZM239 69H238V70H239ZM148 70H149V71H148ZM256 70H257L258 72H257ZM163 71H164V72L166 71V72L163 74ZM167 71H169V73H168ZM236 71H237V70H236ZM261 71H262V72H261ZM149 72H150V73H149ZM252 72H253V75H251ZM166 73H167L168 76L170 75L173 79H172L171 77H168V76L166 75ZM170 73H171V74H170ZM230 73H231V74H230ZM262 73H263V74H262ZM1 74H2V77H1ZM21 74H22V75H21ZM172 74H173V75H172ZM197 74L199 75V72H198ZM220 74H221V73H220ZM256 74H260V75L257 76ZM5 75H6V76H5ZM143 75H142V76H143ZM174 75H175V76H174ZM198 75H197V76H198ZM231 75H232V76H231ZM246 75H247V76H246ZM15 76H16V78H15ZM160 76H163V77H161V78H163V80L161 79V81L159 80V79H160ZM222 76H223V78H221ZM235 76H236V77H235ZM253 76H254V77H253ZM255 76H257V78H255ZM262 76H263V77H262ZM3 77H4V79H3ZM7 77H8V80H11L9 83L7 82V81H8V80H7ZM23 77H24V78L26 77L27 79H26V78L24 79ZM164 77L167 78V79H169V80L165 79ZM228 77H229V78H228ZM252 77H253L254 79H257L258 81H257V80H253ZM260 77H261V78H260ZM5 78H6V79H5ZM9 78H10V79H9ZM12 78H13V79H12ZM32 78H33L34 81H32ZM235 78H236V79H235ZM239 78H240V79H239ZM21 79H22V80H21ZM30 79H31V81H29ZM164 79H165V80H164ZM175 79H176V78H175ZM234 80H236V82H234ZM242 80H243V81H242ZM162 81H167V82H162ZM172 81H173V82H172ZM175 81H176V82H175ZM228 81H229V82H228ZM237 81H238V82H237ZM239 81H240V82H244V83L241 84V83H239ZM6 82L8 83V85H7ZM31 82H32V86H31L32 88L29 86V85L31 84ZM156 82H158V83H156ZM170 82H172L171 84H172L173 86H171ZM248 82H249V83H248ZM258 82H259V84H258ZM34 83H35V84H34ZM174 83H175V84H174ZM227 83H228V84H227ZM236 83H239V84H237V85H238L240 88L237 87ZM2 84H3V85H2ZM100 84H101V82H100L99 85H97V86L99 87ZM162 84H163V85H162ZM176 84H177V85H176ZM234 84H235V85H234ZM1 85H2V86H1ZM5 85H6L8 88H6ZM25 85H26V86H25ZM33 85H34V86H33ZM241 85H243V86H241ZM164 86H165V87H164ZM176 86H177V87H176ZM247 86H248V87H247ZM257 86H258V88H257ZM34 87H35V90H34ZM98 87L96 88V85L93 86V87H92L93 89L91 88L92 91H91V89L88 91L89 94H92V93H93V90H95V91H94V93H95V92L97 91ZM168 87H172V88H168ZM186 87H188V86H186V85L184 86V88H183L184 91H183V92H185V91H189V90H190L189 87H188L189 89H187ZM233 87H236V88L233 89ZM95 88H96V89H95ZM163 88H164V89H163ZM167 88H168V89H171V91L169 90L170 93H168ZM185 88H186V90H185ZM231 88H232L233 90H231ZM248 88H249V90H248ZM6 89H8L9 92L6 91ZM28 89H29V90H28ZM165 89H166L167 92L165 91ZM183 89H182V90H183ZM237 89H238V90H237ZM23 90H24V91L28 90V91H26L25 94H23V92H24ZM32 90H33V91H32ZM235 90H237V91H235ZM251 90H253V91H251ZM30 91H31L32 94H30ZM90 91H91V93H90ZM145 91H146V89H145ZM230 91H232V92L234 91V92L232 93V92H230ZM6 92H7V93H6ZM33 92H35V93H33ZM147 92H149V89H147L146 93H147ZM229 92H230V93H229ZM252 92H253V93H252ZM256 92H257V93H256ZM260 92H261V93H260ZM10 93H11V94H10ZM27 93H28V94H27ZM37 93H38V94H37ZM250 93H251V96H249ZM87 94H88V93H87ZM180 94H181V93H180ZM230 94H232V95H230ZM167 95H169L168 98H167ZM181 95L183 96L184 94L182 93ZM245 95H246V96H245ZM8 96H9V97H8ZM24 96H25V97H24ZM87 96H88V95H87ZM157 96H158V97L160 96V97H159L160 99H159ZM170 96H171V98H170ZM182 96L179 95L180 98H181ZM200 96H201V98H200ZM262 96H263V97H262ZM1 97H2V98H1ZM5 97H4V99H2V100H3V103H1L2 101L0 102V105H1V106H2V104L6 103L5 100L8 101V99H6ZM203 97H204V98H203ZM231 97H232V98H231ZM249 97H250V100H251V101L249 100ZM22 98H23V100H22ZM87 98H88V97H87ZM229 98H230L231 100H229ZM258 98H259V99H258ZM18 99H20V101H19ZM97 99H98V100H97ZM17 100H18V101H17ZM96 100H97V101H96ZM163 100H164V101H163ZM166 100H167V101H166ZM194 100H197V102H195ZM225 100H226V101H225ZM23 101H24V102H23ZM94 101H95V102H94ZM98 101H99V98H98V97H96V99H93V101H90L92 104L88 101V103H90V108H91V109H93V108L95 109V108H97L98 106L101 105L100 107L103 108V109H100V110L104 111V110H105V105H104L103 103L99 104L100 101H99V102H98ZM170 101H172V102H170ZM246 101H247V102H246ZM96 102H97V104H96ZM159 102H160V103H159ZM168 102H169V105H170L171 107H168V106H169V105L167 104ZM192 102H193V104H192ZM194 102H195V103H194ZM258 102H260V103H258ZM22 103H23V104H22ZM93 103H95V104H93ZM178 103H179V104H178ZM220 103H221V104H220ZM102 104H103L104 106H103ZM202 104L204 105V107L202 106ZM25 105H23V106L21 107L22 109L19 108L18 111L16 110V115H17L18 112L20 113L21 110H26ZM96 105H97V106H96ZM1 106H0V109H3ZM102 106H103V107H102ZM165 106H166V107H165ZM196 106H197V108H196ZM69 107L72 108V106H68L67 109L64 108V109H66V110L63 109L64 111L61 110V109H59V110H57V112L54 113V114H53V112H52V115L50 114L51 117L48 115V117H50V119L46 117V118H45V121L43 120L42 124H41L40 127H39V130H40L39 132H41V135H40V134H37L38 131L36 130V131H35V135L37 134L38 136L36 135V136L34 137V139H33V142H34V143H32V141H31V144H30V142H29V146H28L27 148H28V149H29V148L31 149L32 147H34L35 143L37 142V139H39L40 137H42L44 134L46 135L47 133H49L48 131L51 129L50 127H52L53 122H54L53 120H55V119H54V118H55V115H58V114H57L58 111H59V112H64V113H66L67 115H66L65 118L68 119V118H69L68 115L70 116L71 113H72V111H73L72 109H74V106H73L72 109L69 108ZM92 107H93V108H92ZM100 107H99V108H100ZM180 107H181V108H180ZM193 107H195V108H193ZM27 108H28V107H27ZM99 108H98V109H99ZM161 108H162V109H161ZM165 108H167V109H165ZM206 108H207V110H206ZM164 109H165V110H164ZM192 109H193V110L195 109L194 112H193ZM19 110H20V111H19ZM69 110H72L71 113H70ZM161 110H162V112H161ZM168 110H169V111H168ZM202 110H203V111H202ZM167 111H168V112H167ZM54 112H55V111H54ZM68 112H69L70 114H69ZM176 112H177V113H176ZM190 112H192V113H190ZM195 112H196V114H195ZM203 112H204L205 114H203ZM19 113H18V115H19ZM179 113H180V114H179ZM186 113H190L191 115L187 114V116H186V115H185ZM201 113H202V114H201ZM159 114H160V115H159ZM223 114H224V113H223ZM223 114H222V115H223ZM225 114H226V113H225ZM225 114H224V117L226 118L227 116H225ZM262 114H263V113H262ZM18 115H17V116H18ZM188 115H189V116H188ZM192 115H193V116H192ZM12 116H13V117H12ZM12 116H11V115L8 116L6 120H7V121H11L12 118H13V120L18 118L17 116L15 117V114L12 115ZM134 116H137V117H138L139 115L136 114V115H134ZM160 116H162V117H160ZM190 116H191V117H190ZM196 116H200V117H199L200 119H199L198 117H196ZM9 117H10V118H9ZM137 117H135V118H137ZM188 117H189V118H188ZM135 118H133L135 121L132 120V124H131V126H134V127H135V126H138V124H134V123H138L137 121H139V117H138L137 119H135ZM184 118H185L184 121H185V122L187 121L186 123H185L183 120H181V119H184ZM186 118H187V119H186ZM192 118H193V119H192ZM9 119H11V120H9ZM46 119H49L50 121L48 120V121H47L48 124H47V125H44V123H45V124L47 123V122H46ZM164 119H165V120H164ZM189 119H190L191 123H190ZM191 119H192V120H191ZM226 119H227V118H226ZM51 120H52V122H51ZM136 120H137V121H136ZM159 120H160V121H159ZM161 120H162V121H161ZM196 120H197L196 124L199 123V124H198L199 127H198L197 125H195V124H194V126H193V124H192V123H194V121H196ZM202 120H203V121H202ZM133 121H134V122H133ZM182 121H183V123H181ZM218 121H219V122H218ZM157 122H158V123H157ZM164 122H165V123H164ZM201 122H203V123H201ZM50 123H51V124H50ZM85 123H87V122H85ZM159 123H160V124H159ZM187 123L191 124V125H189L188 128H187V126H188ZM220 123H221V124H220ZM224 123H225V126H224ZM226 123H227L228 125H226ZM49 124H50V125H49ZM161 124H162V125H161ZM167 124H168V125H167ZM183 124H184V125H183ZM185 124H186L187 126H186ZM215 124L217 125V127H216ZM22 125H23V124H22ZM22 125H21V126H22ZM158 125H159V126H158ZM202 125H203V126H202ZM213 125L215 126V129H214V126H213ZM42 126H43L44 128H43ZM89 126L91 127V129L87 126L88 131H92V130L94 131V129L92 128V127H94V126H93V125H89ZM160 126H162V127L159 128ZM166 126H168V127H166ZM195 126H196V127H195ZM200 126H202V127H200ZM218 126H221V127L218 129ZM222 126H223V127H222ZM226 126H227V127H226ZM19 127H20V124H19ZM185 127H186V128H185ZM194 127H195V130H194ZM225 127H226L227 129H226ZM40 128H43V129H40ZM131 128H132V127H131ZM136 128H137V130H138V127H136ZM183 128H185V130H184ZM189 128H192L193 131H192L191 129L189 130ZM196 128H197V130H196ZM205 128H206V129H205ZM216 128H217V130H216ZM224 128H225V130H226L225 135H223V134H224V131H225V130L223 131ZM89 129H90V130H89ZM159 129H160V130H159ZM213 129H214L215 131H214ZM221 129H222V130H221ZM41 130H42V131H41ZM47 130H48V131H47ZM132 130H134V131L132 132V131L130 130V135H131V136L129 135L130 140H131L132 137L134 138V137L137 135V132H138V131H137L136 129H134V128H133ZM187 130H188V132H189V135H188ZM136 131H137V132H136ZM198 131H199V132H198ZM220 131H221V132H220ZM222 131H223V133H222ZM39 132H38V133H39ZM45 132H46V133H45ZM131 132H132V133H131ZM134 132L136 133V135H135ZM161 132H162V133H161ZM195 132H196V133H195ZM200 132H201V133H200ZM202 132H203V134H202ZM204 132H205V133H204ZM212 132H213V133H212ZM214 132H215V134H214ZM219 132H220V134H221V133H222V134H221V135H220V134L218 135ZM184 133H185V134H184ZM198 133H199V134H198ZM206 133L209 135V137H208V135H207ZM210 133H212V134H210ZM91 134L93 135V132H91ZM193 134H194V136H193ZM197 134H198V135H197ZM200 134H202L203 142H202V139L200 138V137H201ZM204 134H205V135L207 136V138H209V139H207L206 136H205ZM227 134H229V131L227 132ZM132 135H134V136H132ZM185 135H187V136L185 137ZM222 135H223V136H222ZM161 136H162V137H161ZM189 136H190V138H193V139H194V140L191 139V141H196V142L201 141V142L203 143L202 145L204 146V148H206V150H205L201 145H200V147H195V146L193 147L192 142L190 141ZM191 136H192V137H191ZM203 136H204V137H203ZM210 136H211V137H210ZM214 136H215V137L217 136L218 139H217V138H216L217 140L214 139V138H215ZM221 136H222V140H221ZM9 138H10V137H9ZM133 138H132V141H131L132 143H130L129 140H128V142L126 143V144H127V145H126V153H127V149H128V151L131 153L132 149L135 147V146H134V145H135V144H134V143H135V138H134V140H133ZM185 138H186V139H185ZM187 138H189V140H187ZM197 138H199L198 141H197ZM90 139H92V136H90ZM195 139H196V140H195ZM161 140H162V141H161ZM183 140H182V142H183ZM185 140H186V141H185ZM204 140H205V142H206V140H207V143H205ZM214 140H215L216 142H215ZM220 140H221L223 143H226V144H223ZM133 141H134V143H133ZM172 141L174 142V144H173ZM189 141H190L191 143H189ZM208 141H209L212 145H211ZM161 142H162V143H161ZM217 142H218V143H217ZM159 143H161L162 145L159 144ZM188 143H189V145H188ZM220 143H221V144H220ZM133 144H134V145H133ZM165 144H166L169 148H168ZM169 144H170V145H169ZM171 144H173V145H171ZM176 144H177L178 148H177ZM183 144H184V145H183ZM190 144H191V146H190ZM206 144H207V146H206ZM216 144H219V145L217 146ZM130 145H131L132 149H131ZM132 145H133L134 147H133ZM158 145H159V147L161 146L160 149L158 148ZM164 145H165V146H164ZM30 146H31V147H30ZM162 146H164V147H162ZM179 146H180V147H179ZM182 146H183V147H182ZM184 146H185V147H184ZM220 146H221V147H220ZM127 147H129V148H127ZM156 147H157V148H156ZM165 147H166V148H165ZM171 147H172V148H175V147H176V148L172 150V149H170ZM191 147H193V148H191ZM201 147H202V148H201ZM179 148H182V151H183V149H184V151H183L184 153H183ZM186 148H187V149H186ZM195 148H196V149L198 148V149H197L198 151H196V152L194 151V153H195L196 155H195V154L193 155V154H191V153H193V149H195ZM200 148H201V150H202V149H203V150L201 151ZM214 148H215V150H214ZM217 148H218L219 150H218ZM220 148H221V149H220ZM30 149H29V150H30ZM129 149H130V150H129ZM156 149H157V150H156ZM158 149H159V150H158ZM161 149H162V150H161ZM165 149H166V150H165ZM167 149H169V150H171V151H173V152L176 150V151H175L176 153H174V154L172 153V154H171L172 156H170V157L173 158V155H174V158H173V159H172V158L169 159V163L172 162V163H171V166L174 165V162H176V161H172V160H178V159H180V161L183 162V163H181L180 161H178L177 164L175 163V164L177 165L176 169H177L178 172L176 171V169H175V171L178 173V175H177L176 172H175V173H174V172H171L170 175L168 176V178H166V180H165V176H167V171H163V170H166V169H165V167H166V166H165V165H166V162H165V160H161V158L163 157L162 154H164V153L167 151ZM189 149H190V150H189ZM191 149H192V151H191ZM196 149H195V150H196ZM133 150H134V149H133ZM163 150H165V151H163ZM186 150H188V151H186ZM27 151H28V150H27ZM160 151H161V152H160ZM162 151H163L164 153H163ZM179 151H181V152H179ZM199 151H200L201 153H200ZM203 151H204L206 157H205ZM207 151H209V152L211 151V152L209 153V152H207ZM212 151H213V152H212ZM217 151H218V153H217ZM219 151H220V155H221V157L218 155V156H215L216 158H215V157L213 158V156H214L215 154H216V155L219 154ZM185 152H186V153H185ZM189 152H191V153H189ZM215 152H216V153H215ZM130 153L127 154V157H128V158H126V159H128V163H129V161H130V158L132 159V160H131L132 162L135 160V159H133L134 155H133V156L130 155V157H129V154H130ZM179 153H180V154H179ZM188 153H189V154H188ZM199 153H200V155L202 154V155H201V158H200L199 156H197V155H199ZM207 153H209V154H207ZM131 154H134V152H132ZM175 154H176V155H175ZM177 154H178V155H177ZM181 154H182V155H181ZM210 154H211V157H210ZM212 154H213V155H212ZM192 155L194 156V158H191V157H193ZM207 155H208V156H207ZM131 156H132V157H131ZM155 156H156V155H155ZM176 156H177V157L179 156L180 158H179V157L176 158ZM183 156H185V158H184ZM187 156H189V158H187ZM196 157H197V159H195ZM204 157H205V158H204ZM135 158H136V156H135ZM175 158H176V159H175ZM202 158H204L203 160H204L206 163H205V162H202V161H203ZM206 158H207V160H206ZM208 158H209V159H208ZM217 158H220V159L217 160ZM155 159H156L157 161H158V160H159V161L156 163V160H155ZM162 159H164V157H163ZM183 159H186V161H188V162H184ZM190 159H191V160H190ZM192 159H193V160H192ZM214 159H215V160H214ZM111 160H112V159H111ZM154 160H155V162H154ZM160 160H161V162H160ZM182 160H183V161H182ZM189 160H190V161H189ZM194 160H195V162L198 163V164H199L200 161L202 162V163L200 162V163H201V166H200V167H201V168H200L201 171H200V173L198 172L199 174L197 173V175H196L195 172H194V171H195L194 168H196L198 164L196 165V163L192 162V161H194ZM209 160H210L212 163H211ZM212 160H214L215 162L212 161ZM250 160H251V159H250ZM250 160L248 161V166L250 165V162H251ZM162 161H164L163 163H164L165 165L162 163ZM197 161H198V162H197ZM208 161H209V162H208ZM132 162H130V163H132ZM179 162H180V164H179ZM191 162H192V163H191ZM207 162H208V163H207ZM235 162H236V160H235ZM130 163H129V164H130ZM154 163H156V164L159 163V164H158V165H155ZM161 163H162L163 165H162ZM185 163H186V166H185ZM187 163H188L189 165H187ZM203 163L205 164V166H204ZM213 163H214V164H213ZM216 163H217V165H216ZM178 164L180 165V168H179V165H178ZM194 164H195L196 166H194ZM206 164H207V165L209 164V166L207 167ZM210 164H211V165H210ZM212 164H213V165H212ZM153 165H154V167H153ZM181 165H182V168H181ZM183 165H184V168H183ZM190 165H191V166H190ZM202 165H203V166H202ZM158 166H159V167H158ZM162 166H163V167L165 166L164 169H162V168H163ZM187 166H190V168L188 167V172H187ZM192 166H194V167H192ZM210 166H211V167H210ZM213 166L215 167V169H214ZM99 167H100V166H99ZM157 167H158V168H157ZM185 167H186V168H185ZM203 167H204V168H203ZM104 168H107V170H108V168H109V171H110V172L108 171V172H109V175H111V174L113 173V169L111 170V168H110V167H107V165H106ZM154 168H155V169H154ZM202 168H203V169H202ZM205 168H206V169H205ZM211 168L214 169V170L211 171V172L213 173V175H210V174H209V173H211V172H210ZM216 168H217V169H216ZM189 169H190V171H189ZM192 169H193V170H192ZM204 169H205V171H203ZM98 170H99V169L97 168L96 171H98ZM152 170H150V171H152ZM179 170H180V172H179ZM182 170H183V171H182ZM207 170H208V171H207ZM162 171H163V172H162ZM172 171H173V170H172ZM181 171H182V172H181ZM184 171L187 172V173H185ZM206 171H207V172H206ZM203 172H204V173H203ZM208 172H209V173H208ZM215 172H217V174H216ZM96 173H97V172H96ZM179 173H180V174H179ZM181 173H183V174H181ZM189 173H190V174L192 173V176H191ZM193 173H194V176H196V178L193 177ZM212 173H211V174H212ZM162 174H163V175H162ZM171 174H172V175H171ZM173 174H175V175H173ZM184 174H185V176H184ZM207 174H208V176H207ZM182 175H183L184 178H185V177H186V178H185V179L182 178ZM187 175H189V176L187 177ZM205 175H206V176H205ZM111 176H112V175H111ZM210 176H211V177H210ZM147 177H148V176H147ZM161 177H163L164 180H162ZM191 177L194 178V179H193V180L190 179ZM212 177H213V178H212ZM177 178H175V179H176V182H177ZM187 178H189V179H187ZM205 178H207L206 181H208V182L205 181ZM209 178H210V180H209ZM186 179H187V180H186ZM227 179H228V178H227ZM231 179H232V178H231ZM156 180H157V183H156ZM190 180H191L192 182H194V183H192ZM194 180H195V181H194ZM154 181H155V182H154ZM161 181H163L164 183L161 182ZM174 181H175V180H174ZM174 181H173V182H174ZM188 181H189V182H188ZM153 182H154V183H153ZM160 182H161V183H160ZM186 182H187V185H188V186L185 185ZM204 182H206V183H204ZM230 182H231V180H230ZM230 182H229V184H230ZM158 183H159L160 185H159ZM188 183H189V184H188ZM190 183H191L192 185H191ZM208 183H210V184H209L210 186L208 185ZM152 184H153V186H152ZM157 184H158V185H157ZM161 184H162V185L165 184V186L163 185V187H161V186H162ZM177 184H178V183H177ZM183 184L185 185V189H186V190L183 189V188H184V187H183ZM193 184H194V185H193ZM203 184H204V185H203ZM206 184H207V185H206ZM150 185H151V186H150ZM166 185H167V186H166ZM189 185H190V186H189ZM202 185H203V186H202ZM149 186H150V187H149ZM157 186H158V187H157ZM206 186H207L208 188H207ZM151 187H152L153 189H152ZM155 187H157V188H156V189H157L156 191H155ZM182 187H183V188H182ZM191 187H192V188H191ZM160 188H161V189H160ZM172 188H173V187H172ZM172 188L170 187V190H174V188H173V189H172ZM180 188H181V189H180ZM187 188H190V189L187 190ZM151 189H152V190H151ZM159 189H160L162 192L159 191ZM165 189H166V190H165ZM167 189H168V191H167ZM178 189H179V191H178ZM182 189H183V190H182ZM192 189H193V190H192ZM195 189H196V188H195ZM206 189H208V190L211 191L212 193L209 192V191L206 190ZM149 190H150V191H149ZM164 190H165V191H164ZM181 190H182V192H180ZM191 190H192V192H191ZM157 191H159V194H160V195H157V194H158ZM166 191L169 192V193L166 194ZM205 191H204V192H205ZM164 192H165V193H164ZM184 192H187V193L190 192V193L187 194V193H184ZM149 193H151V195H150ZM155 193H156V195H155ZM163 193H164V194H163ZM180 193H181V194H180ZM116 194H117V193H116ZM147 194L149 195V198H150V199L147 198V197H148ZM152 194H153V196H152ZM190 194L192 195V197H191ZM195 194H196V193H195ZM203 194H204V196H203ZM207 194L209 195V198H208V195H207ZM211 194H212V195H211ZM172 195H173V192H172L171 195H169V196L172 197ZM197 195H198V194H197ZM75 196H76V195H75ZM157 196L159 197L158 201L161 202V203H159V202L156 200V199L158 198ZM163 196H164V197H163ZM186 196H188V197H186ZM189 196H190V197H189ZM200 196H199V197H200ZM202 197H200V198L202 199ZM73 198H74V196H73ZM154 198H156V199H154ZM164 198H165V199H164ZM190 198H191V200H192V203L190 202V201H191ZM193 198H194V199H193ZM74 199H75V198H74ZM126 199H127V198H126ZM152 199H153V201H152ZM171 199H172V198H171ZM154 200H155L156 202H158V205H157V203H154V202H155ZM165 200H166V201H165ZM169 200H170V199H169ZM202 200H203V199H202ZM147 201H146V202H147ZM151 201H152V202H151ZM162 201H163V202H162ZM188 201H189V202H188ZM179 202H180V203H179ZM181 202H182V201H180V200L178 201V204H179L180 206L177 205V206H178L177 209H178L179 207H181V205H182ZM164 203H165V204H164ZM189 203H191V205H190ZM152 204H151V205H152ZM161 205H162V206H161ZM167 205H168V206H167ZM189 205H190V206H189ZM164 206H165V209H164ZM192 206H191V208L188 209L189 214H188V212H187V213L184 215V216L186 217V218H185L186 220L184 219V221H185V223H186L187 218H188L189 220L191 219L190 222H189V220H188V222H189V224H191V225L193 226V229H190V230H192V232H191V233H192V237H193L192 239L194 240V241H193L194 243H193V246H192V247H193L192 251L195 252L194 255H193V252H192V255H193L192 258H193V259H196L195 256H196V255L198 256V254H199V253H198V254H196V253H197L198 251H200V247H198V246H199V242H198L199 240H198V239L200 238V230H201V228H199V227L201 226V225H200V223H201L200 220H202V221L204 220V221H205V218L202 217V216H204L203 214L201 215L202 219H199L197 216H196V217H197V218H196V217H195V213H193V211L195 212V209H194ZM156 207H157V208H156ZM161 207H163V209H161ZM158 209H159V210H158ZM168 209H169L170 211H169ZM191 209H192V210H191ZM160 210H161V212H160ZM162 210H163V211H162ZM167 210H168V213H166ZM164 211H165V213H164ZM157 212H158V213H157ZM159 212H160V213H159ZM170 212H171V213H170ZM162 213H164V214H162ZM191 213H193V215H192ZM168 214H169V216H168ZM155 215H156L157 217H155ZM159 215H160L161 217H160ZM163 215H164V216L167 215V217H164ZM190 215H191V216H190ZM158 216H159V217H158ZM184 216H182V219L184 218ZM189 216H190V217H193V216H194L193 218H196V220H195L194 222H196L197 220H199L200 223L198 222L199 224H197V223L195 224V223L193 222L194 219H193V218H190ZM172 217H173V218H172ZM175 217H176V218H175ZM156 218L158 219V222H157V219H156ZM169 218H170V219H169ZM160 219L162 220V222H161ZM167 219H168V220H167ZM192 219H193V220H192ZM222 219H223V218H222ZM222 219H220V220H222ZM44 220L47 221V219H42V220H40V224H41V222H45ZM175 220H177V221H175ZM170 221H171V223H170ZM184 221H183V222H184ZM222 221H223V220H222ZM38 222H39V221H38ZM164 222H165V223H164ZM167 222H168V223H167ZM191 222H192V223H191ZM169 223H170V224H169ZM36 224H37V222H36ZM36 224H34V226L32 225L33 227L31 226L32 228H30V230H31V229H32V230H31V231H30V230L28 231L29 234H30V232L33 233L36 229H39V225H40V224H39V223H38L39 225H38V224L36 225ZM156 224H158V225H156ZM161 224H162V225H161ZM166 224H168V225L165 226ZM179 224H180V222L177 223L176 225L178 226ZM193 224H194V225H193ZM159 225H160V226H159ZM163 225H164V226H163ZM196 225H198V229H197ZM35 226H36V227H35ZM40 226H41V225H40ZM158 227H159V228H158ZM160 227H161V228H160ZM162 227H163V228H162ZM164 227H165V228H164ZM35 228H36V229H35ZM194 228H195V231H194ZM42 229H43V228H41V229H39V230H42ZM57 229H58V228H57ZM66 229H67V228H59V231H58V232H60V233L57 234L58 237H56L57 235H54L55 238L52 236V237L54 238V240H56V241H57V240H59V241H61V240H66V237H65L66 235L64 234V232L66 231ZM161 229H163V230H161ZM173 229H174V228H173ZM199 229H200V230H199ZM218 229H219V230H218ZM224 229H225V228H224ZM224 229H223V228H217V230H218V231H217L218 235H219V231H221V230L224 231ZM39 230H37V231H39ZM90 230H91V229H90L89 227H88V229L86 228V229H85V234L89 233ZM166 230H168V231H166ZM196 230H197V231L199 230V231L197 232ZM86 231H87V232H86ZM193 231H194V232H193ZM61 232H62V234H61ZM162 232H164L165 234H167L168 238H167V236H165V234L162 233ZM195 232H196V234H195ZM45 234H47V233L45 232V233L43 234V236H44ZM163 234H164L165 237L163 236ZM193 234L196 235V236L194 237ZM198 234H199V235H198ZM60 235H62V236H60ZM87 235H88V234H87ZM91 235H92V234H91ZM91 235H89V236H91ZM45 236H46V235H45ZM197 236H199V238H198ZM52 237H50V238L52 239ZM57 238H58V239H57ZM59 238H60V239H59ZM90 238H91V237H90ZM196 238H197V239H196ZM195 239H196V241H197V240H198V241L195 242ZM196 243L198 244V246H195ZM197 244H196V245H197ZM194 247H195L196 250H194ZM197 247H198L199 250L197 249ZM195 254H196V255H195ZM219 255H220V256H219L220 258L218 257L217 260H218V261H221L220 263H222V260H220V259H221V252L219 253ZM253 255H255V252H253ZM222 258H223V255H222ZM33 264H34V263H33Z\"/></svg>",
  "mask_w": 264,
  "mask_h": 264
}]
</instances>
